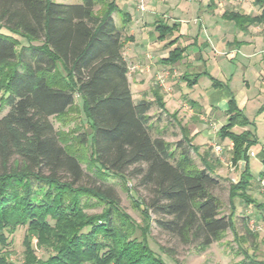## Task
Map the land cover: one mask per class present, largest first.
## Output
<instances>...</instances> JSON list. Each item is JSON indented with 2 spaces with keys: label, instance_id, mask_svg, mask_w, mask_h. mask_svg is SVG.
I'll use <instances>...</instances> for the list:
<instances>
[{
  "label": "trees",
  "instance_id": "obj_1",
  "mask_svg": "<svg viewBox=\"0 0 264 264\" xmlns=\"http://www.w3.org/2000/svg\"><path fill=\"white\" fill-rule=\"evenodd\" d=\"M119 1L0 0V105L8 107L0 117V264H16L8 246L19 227L25 228L21 264H167L161 254L170 255V248L157 245L156 252L149 245V220L200 252L233 228L213 192L219 184L213 165L194 163L186 136L172 143L153 134L149 111L154 103L164 109L158 88L153 100L133 98L123 51L131 15ZM252 2L255 14L228 9L221 16L246 33L264 24V0ZM154 30L158 40L172 36L170 46L181 36L178 22L166 18L157 17ZM191 44L173 46L165 62L180 61ZM206 74L204 67L182 78L193 85ZM212 84L223 85L213 78ZM75 102L86 126L78 139L90 144L94 167H84L62 143L52 120ZM227 102L217 135L231 140L232 163L241 162L237 180L229 182V205L234 210L239 198L261 209L264 203L248 192L254 180L248 149L257 138L252 129H232L252 122L233 95ZM111 177L123 184L134 178L130 194L143 206L144 224L123 210ZM139 187L144 199L136 195Z\"/></svg>",
  "mask_w": 264,
  "mask_h": 264
},
{
  "label": "rangeland",
  "instance_id": "obj_2",
  "mask_svg": "<svg viewBox=\"0 0 264 264\" xmlns=\"http://www.w3.org/2000/svg\"><path fill=\"white\" fill-rule=\"evenodd\" d=\"M55 1L66 3H79L82 0ZM214 2L215 4L213 6H207L208 0H120L119 6L122 9L130 10L131 16L134 17V29L137 30L139 21L142 22V19H146L147 23L145 25V28H148V30L151 32L153 31V28H151L150 25L154 24V22L152 23V21L155 20L157 17L166 18L169 22H178V20L179 22L182 21V24H188L189 26L191 25L193 30H195V33H197L196 31L198 28L197 24L194 22V19H197L199 16H201L200 14L204 11L214 12L218 15V17L220 18L219 20L221 21L224 20V18L222 19V16L220 17V15H222V13L228 9L238 10L245 14H255L258 12V8L253 4L252 0H215ZM95 9L97 13L103 11V7H101L100 5H96ZM119 14L120 11H115L113 13L115 23L117 25H120L118 21ZM180 19L183 20L180 21ZM225 23L226 25H224L223 29L229 34L228 38L231 39L232 34L230 33H234L231 29L232 22L226 20ZM130 26L131 24L129 25V27ZM254 26V35L258 36V42L260 45H262L261 42H264V24H255ZM1 30L4 29L1 28ZM154 32L155 31H153V33ZM138 34L139 33L136 32V39ZM260 36H263V40L260 38ZM16 37L18 39L20 38L19 35H16ZM155 37L156 33L153 34V37L152 35H150V39L152 38L154 43ZM170 38H172V36L167 35L166 39L164 41L162 40L163 42L155 43V45L152 47V49H154L152 50L154 58L151 57V48H149L150 50L147 51L149 53H142V59L138 62L136 61V59L134 60V44H127V42H125L126 45H124L123 51L128 61L129 80L133 98H137V96H139L140 94V92H138V90L136 89L140 88L141 86L134 85L135 74L139 71L141 75H139L138 78L140 76L144 77L146 85L144 87V90L147 93V96L152 100L154 98L152 94L154 88H158L159 92L161 90V92L164 93L169 90V88H167L169 86V74H171V76L173 77L171 78L172 81L180 79L181 74H179L178 70L182 72L189 71L192 73L200 71V67H190L185 64L179 65V69L176 70H173L171 68L168 69L166 67L163 68L161 66L162 63L160 62V55L164 53V47L166 48V46L168 45L166 43ZM189 40V37L183 38L182 42L187 43V41ZM152 43L153 42H151V44ZM163 43L164 45H162ZM211 43H213V46L215 48L214 52L216 54H213V49L211 46L206 47L204 45V48H202L203 46L201 45L203 44L200 45V43L199 46L196 44H191V46L189 45V47L193 49V53L199 52L200 49L203 52V49H205L209 57H216V55L218 56V54L220 53L222 55L227 54V52L223 51L220 46H216V44L220 43H214L213 41ZM228 47H230V45L227 46V48ZM192 56H196V54H192ZM222 59L223 56L221 57V60ZM253 59L263 60L264 52H259V54L253 56ZM202 61L195 63L193 59H191L189 62L191 64L199 63V65L201 66L203 64ZM134 62H137L138 65H134ZM208 62L211 61L207 60L205 61V64L209 65ZM235 67L236 65L232 64L231 70H236ZM209 69L213 73L216 72V64L214 65V67H210ZM187 75H189V73H187ZM249 78L251 81L252 78ZM261 81L262 79H258L257 82ZM240 82L241 75L239 70H236L235 85L238 89L239 87H241ZM185 86L187 87L184 89L186 93H183L180 99H178L177 95V99H173V101H171L170 103V106H175L174 103L182 102L185 98L184 102L187 104V110L191 109L194 112L193 117L189 115L183 116V118L185 116L189 118L186 123H184L186 126L189 125L190 120L193 121L192 118H198L196 114L198 106L193 102H188V100L186 101V98L194 99L197 97L196 92L198 88L195 86V88H193L195 89L194 92L193 89H188L190 84L186 83ZM185 86L183 84L182 88ZM1 94L2 91L0 90V95ZM260 97L261 95H259V97L254 98L251 103L246 104L243 108V111L248 117V119L252 122L247 127H250V129L254 131L256 137L258 136V141L264 142V110L259 109L264 99L263 97ZM79 107L80 106L78 105V103L75 102V104L71 106L64 114L54 116L52 117V120L54 122L55 127L60 132V138L62 143L70 150L76 153L84 167H94V161L91 155V148L89 146L90 144L82 145L78 139V135L80 134V132L84 130V127L86 128L83 123V114L80 111ZM169 108L170 107H168V109ZM7 109V106L0 105V117L7 111ZM149 113L152 114L153 118V134L162 132L166 140L172 143H175L178 140H182V137L184 136H186L188 142L192 141L191 137L189 136L188 129L186 127V129L182 127L183 123H181L176 116L170 117L167 113H164V111H162L156 105V103L153 104ZM169 118L170 120H168ZM168 122H170L171 124ZM194 122L199 123V126L201 125L199 120H194ZM233 131L241 132L242 129L238 130V128H234ZM181 134L182 137L180 136ZM217 136L218 135L216 134V139H218L219 137ZM213 143L216 144V142L211 143L210 140H207L204 142V144L187 143L186 145L189 147L190 156L198 167H202L204 165L205 160H207L211 165H213L216 175L219 178V184L213 189V192L221 200V213L227 215L230 213V215L232 216L233 228L226 230L219 240L212 242L205 250L200 252L197 251L192 246V244H183L177 241V239L170 237L165 232L161 231L154 224L153 221L149 220L148 222L151 223L150 233L148 236L149 245L156 252H159L157 245H164L170 248V255L166 253L161 254L162 258L167 264H243L251 262H260V264H262V262H264V208L258 209L253 205H245L242 201H240L239 198H235L233 201V203L235 204L234 210H232L229 205L230 203L228 197V186L230 181L237 180L241 169V162L237 164L232 163L230 153L231 148L226 145H224L220 153H216L213 148ZM202 156L203 159L201 158ZM250 165V171L254 180L252 181V185L248 192L251 193V195L255 197L258 202L264 203V192L263 190H260L261 187L259 178L261 177H259L258 180L257 178H255V176H257L259 172L264 170V164L253 157L251 158L249 166ZM108 181L113 183V185L116 187L120 205L122 206L123 210L127 214H129L134 221L140 223L141 225L144 224V214L142 212L143 206L136 202L134 200V197H132L130 194V192L133 193L132 184H134V178L129 179V181L125 182L124 184L121 183L117 177H111ZM136 195L139 199H144L147 195V192L145 191V189L139 187ZM99 209V207H95L91 208L90 210L92 212H95ZM24 229V227H19L15 231L12 236V242L8 246L9 250H11V258L14 262H16V264H21L23 260L22 238L24 234ZM37 254L39 256L44 257L43 252H41L40 250H37Z\"/></svg>",
  "mask_w": 264,
  "mask_h": 264
},
{
  "label": "crops",
  "instance_id": "obj_3",
  "mask_svg": "<svg viewBox=\"0 0 264 264\" xmlns=\"http://www.w3.org/2000/svg\"><path fill=\"white\" fill-rule=\"evenodd\" d=\"M157 1V0H156ZM126 11L130 10L125 9ZM205 12V13H204ZM202 12L197 19H194V22L197 24V33H195V30H193L192 26L188 25V24H182L181 22H179L178 20V32L176 34H180V38L178 39V41L174 44V45H167L166 48L164 47V53L160 55L161 59L164 60V62L162 63V67L163 68H168V69H179V65L181 64H185L188 65L190 67L192 66H196L197 68H201L200 70L205 69L207 70V72L209 73V75L216 80H219L223 85L221 86H215L212 84V78L209 77V75H201L196 82L193 85H190L188 87L189 90L195 88V86L198 88L197 90V97L196 98H192V99H188L186 98V101L188 100V102H193L194 104H196L198 107L197 109V116L198 118L194 119L192 118L193 121L190 120L189 125H186L184 123H186V121L189 119L186 116L189 115L191 117H193L194 112L189 109L187 110V104L184 102H178V103H174L175 106H170L171 101H173V99H177V95H178V99H180L182 97V94L186 93V91L184 90L185 88H187L186 85V81L184 78H182V76L184 74L189 73V77H192L191 73L189 71H179V74H181L180 79L179 80H172L171 78H173L171 76V74L168 75V84L169 86L167 88H169V90L167 92H161L160 90V94H161V101L164 105V109H161L162 111H164V113H167L170 117L171 116H176L177 119L183 123L182 127H186L188 129L189 132V136L191 137L190 143H195V144H204L205 141L210 140L211 143L212 142H216L217 145L221 146L222 148L224 147V145L228 146L229 148L232 147V142L229 138H225L223 140H221L218 136V139H216V134L218 132V129L221 125H223L226 122L227 119V115H226V110L228 108V99L230 98L231 95L234 96V99L236 101V104L238 107L240 108H244V106L246 104H249L253 101L254 98L259 97V95H261L260 98L263 97L264 99V59L263 60H256L253 59V56L259 54V52H264V42H261L262 45L259 44V38L258 36H255L254 31H255V26L252 25L249 27V31L246 33H242V32H238L236 30V28L234 27L233 23L231 25V29L234 33H230L232 34V38L229 39L228 36L229 34L227 32H225L224 25H226V19L224 20H219L220 18L218 17L217 14H215L214 12L211 11H204ZM131 15V12H130ZM119 17V23L120 25L122 24V15L121 12L118 15ZM221 17V15H220ZM223 19V17H222ZM139 21V20H137ZM228 21V20H227ZM154 22V20L152 21V23ZM174 22V21H173ZM177 22V21H176ZM147 21L146 19H142V22L139 21V25L137 27V30L134 29V17L131 16L130 22L128 23V26H126L125 28V35L128 36H132L131 39H129L127 42L134 44V60L136 59V61L138 62L139 60H141L142 58V53H149L147 52L148 50H150L149 48H151V57L154 58L153 55V51L154 49H152V47L155 45V43L158 42H163L162 40H158L155 37V43L152 40V38L150 39V35H152L153 37V31L154 30V24H151V28H153V31H149L148 28H145ZM131 24V26L129 27V25ZM118 25V26H120ZM143 25V26H142ZM202 28V30H201ZM147 29V30H146ZM237 31V32H236ZM136 32H138L139 36L137 35V39H136ZM141 35V36H140ZM236 36V37H235ZM189 37V41H187V43L182 42L183 38H188ZM196 38V41H194V39ZM260 38L263 40V36H260ZM260 39V40H261ZM157 40V41H156ZM220 43V44H216L217 47H221V49L223 51H226L227 54L226 55H222L221 53L218 54V56L216 55V57H209L208 53L205 51V49H203V52L200 51L197 53H193V49H191L190 47H188L183 53H182V57L180 59V61L170 64L165 62V58L168 56V52L169 50L175 46V45H185V44H195L199 46V43H205L201 46H203L202 48H204V45L207 46H211L212 47V51L213 54H216L214 52L215 48L213 46V43ZM237 41H239L240 43H237ZM151 42H153L151 44ZM182 42V43H180ZM184 43V44H183ZM228 44V45H227ZM124 45H126V43H124ZM164 45V43L162 44ZM227 48V46H229ZM191 46V45H190ZM148 47V49H147ZM189 50V51H187ZM199 50V49H198ZM192 54H196V56H192ZM223 56V59L221 60V57ZM227 56V57H225ZM145 57V54H144ZM252 57V58H251ZM193 59V61L199 62L202 61L203 64L200 66L199 63L198 64H191L189 61ZM127 60V58H126ZM210 60L211 62H208L209 65L205 64V61ZM128 62V61H127ZM137 62H134V65H138ZM216 64V72H211L210 71V67H214V65ZM235 64L236 65V70H239L240 75H241V82L240 85L241 87H239V89L236 87L235 85V72L236 70H231V65ZM129 67V66H128ZM135 72V70H134ZM176 72V71H174ZM141 75L140 71L137 72L135 74L134 77V85H140V88H137L136 90H138V92H140L139 96H137V98L134 99H139L142 96H145L147 98H149L147 96V93L145 92V81H144V77L140 76L138 78V76ZM137 77V78H136ZM251 77V81L250 78ZM128 78H129V72H128ZM258 79H262L261 82H257ZM130 81V80H129ZM257 82V84H256ZM171 83V84H170ZM167 84V82H166ZM184 84L185 87L182 88V85ZM174 85V86H173ZM131 87V85H130ZM195 92V89H193ZM152 92V91H151ZM153 96L154 92H152ZM187 96V95H186ZM151 99V98H149ZM154 99V98H153ZM264 104V100L263 103ZM168 107H170L168 109ZM187 110V111H185ZM264 110V109H263ZM151 114V113H150ZM152 115V114H151ZM186 115L184 118L183 116ZM183 118V119H182ZM248 118V117H247ZM170 120V118L168 119ZM182 120V121H181ZM194 120L196 121H200L201 125L199 126V123H195ZM151 121L153 122V118L151 119ZM170 123V122H168ZM171 124V123H170ZM185 128V129H186ZM234 128H238V130L242 129H250V127L247 126H234ZM254 133V131H253ZM255 134V133H254ZM182 137V134L180 135ZM256 136V135H255ZM165 138V136H163ZM257 138V142L252 144L249 149H248V156H249V164L251 161V158H255L257 160H259L261 163L264 164V162L262 161V158L264 157V142H260L258 141V136ZM166 139V138H165ZM214 144V143H213ZM251 168V165H250ZM262 172V171H261ZM258 173L257 176H255V178H259L260 177V173ZM264 172V170H263ZM216 173V172H215ZM264 176H261V178ZM262 190V188L260 189Z\"/></svg>",
  "mask_w": 264,
  "mask_h": 264
},
{
  "label": "built area",
  "instance_id": "obj_4",
  "mask_svg": "<svg viewBox=\"0 0 264 264\" xmlns=\"http://www.w3.org/2000/svg\"><path fill=\"white\" fill-rule=\"evenodd\" d=\"M213 148H214V151H215L216 153H220V152L222 151V147L219 146V145H217V144H214V145H213ZM259 181H260L261 188H262V190H263V192H264V177L259 178Z\"/></svg>",
  "mask_w": 264,
  "mask_h": 264
}]
</instances>
